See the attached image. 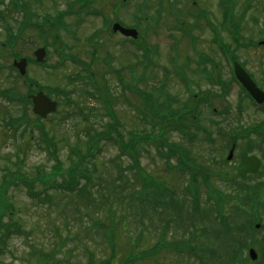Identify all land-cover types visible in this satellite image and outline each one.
<instances>
[{
	"label": "rangeland",
	"instance_id": "obj_1",
	"mask_svg": "<svg viewBox=\"0 0 264 264\" xmlns=\"http://www.w3.org/2000/svg\"><path fill=\"white\" fill-rule=\"evenodd\" d=\"M118 2L93 0L91 6L99 8L106 17L74 16L78 13L72 11L71 17L51 22L46 18H56L58 7L55 10L33 5V10L40 17L30 19L31 26L21 33L22 43L14 47L15 51L23 55L34 56V51L47 41L49 45L43 62L45 65L31 62L27 65L28 79L15 80L14 75L9 74L14 56L7 47L3 48L2 43L7 41L9 32L17 33L23 13L19 11L16 0H0V66H5L3 70L0 67V88L10 86L15 80L19 94L27 96V93H35L37 84L53 92L52 98L60 105L55 113L43 119V126L56 141L65 166L69 165L70 156L76 158L72 152L76 145L82 153L87 152V132L92 123L102 132L113 123L108 105L105 104L106 84L115 96L113 108L119 120L118 130L122 132L125 142L129 141L132 133L143 135L144 131L152 130L151 122L148 121V118H153L152 110L148 103L145 109L144 101L137 93L138 87L146 94L156 93L155 87L162 88L165 95L175 98L173 104L178 110L194 112L198 109L196 117L184 121L191 125L197 123L201 127L198 130L192 126L191 132H197L198 135L193 142L188 140L187 132H182L184 130L179 127L174 126L165 131V137L171 144L182 143L189 150L187 156L191 158L186 157L181 169H191L194 179L189 171L178 175L169 173L165 160L156 154L153 146L139 144L142 146L141 165L145 171L173 186L178 191L174 199L186 206H190L192 201L182 188L192 177L194 189L198 192L195 198L198 208H194V211L190 208L188 212L183 209L181 217L176 213V206H171L167 212L172 218L171 223L165 221V214L161 212H132L128 208L129 202L134 199L131 193L134 191L136 198V189L141 188V183L137 182L135 169L130 168L121 173L117 165L129 166L132 157L122 152L120 143L112 138H103L100 149L91 158L96 162L98 171L83 194L86 201L75 193L57 192L51 186L37 199V194H30L26 184L16 177L20 172H25L28 178L34 179L37 167L41 166L50 171L53 160L48 143L38 127L34 125L32 130V126L27 128L15 121L22 104L9 103L0 98V186L5 178L8 182L6 188L2 189H5L13 212L11 216L6 214L4 220L7 221L5 223H11L12 227L19 225L22 229L14 230L13 234L6 233L5 229L0 230V246L5 247L4 253L0 255V264H55V261L56 264H86L90 257L97 262L104 259L111 250L105 246L96 222L101 219L109 224L112 220L110 208L114 209L113 220L125 222L127 226L126 229L120 228L122 224L118 227L117 244L131 237L140 241L138 249L146 248L147 252L165 241H180L181 245L195 249L194 255L187 249H161L157 256H147L145 263L244 264V258L246 264H264L261 244L255 246L258 256L254 261L247 256L252 238L250 234L256 233L248 225L252 219L242 208L243 200L230 194L219 183L216 184L225 193V197H219L220 205L223 204V220L220 222L215 215V204L209 198L208 189L212 165L208 142L203 139L207 137L216 118L208 99L213 94L216 97L222 95L217 82L229 79L228 73L232 69L231 66L226 70L212 68V59L220 64L218 54L231 49L245 68L261 78L264 71V45L257 43L264 40V0H253L251 4L248 0H177L174 13L169 10L167 1L164 7L169 12L164 9L160 13L157 0H127V4ZM232 4L234 21L240 23H234L237 30L240 28L236 36L230 24L224 25L227 16H230ZM226 6L230 7L228 12L224 11ZM139 7L147 19L135 17L140 15ZM107 17L119 18L129 25L137 23V29L142 33L139 44L125 40L119 33L111 35ZM98 30L100 34L93 39L92 35ZM12 43L10 40L9 45ZM143 47L150 52L146 59ZM33 81L35 83L32 86ZM233 86L230 95H241V89ZM195 94L202 96L198 104ZM98 96L101 98H96ZM214 105L220 111L224 107L223 100ZM28 112L34 116L32 105H29ZM248 114L251 116L246 115L242 119L246 124H255L261 118L252 110ZM34 184L38 190L44 187L37 179ZM146 189L145 196L150 198L152 190L150 187ZM226 216L228 225L224 223ZM143 221L145 224L141 227ZM160 228L166 230L160 232ZM240 246L243 247L236 255L237 263L234 252Z\"/></svg>",
	"mask_w": 264,
	"mask_h": 264
},
{
	"label": "trees",
	"instance_id": "obj_2",
	"mask_svg": "<svg viewBox=\"0 0 264 264\" xmlns=\"http://www.w3.org/2000/svg\"><path fill=\"white\" fill-rule=\"evenodd\" d=\"M145 1L148 2V0ZM165 1L170 4L169 10L171 11V13H174V11L176 10L175 3L177 2V0H157L158 12L160 13L164 9L169 12L168 8L164 7ZM229 19L235 22L232 13H230ZM25 26L31 25L24 24V27ZM238 33L239 29L237 30L235 28L234 35L236 36ZM148 54H150V52L148 49H146L145 56L147 57ZM88 70L90 75L93 76V71L90 68H88ZM201 74L203 75V72H201ZM104 87L107 93L105 104L108 105V113L113 117V123L105 132L99 131L92 123L90 126V131L87 132V135L89 136V142L87 143V152L82 153L79 146L76 145L72 150V152L76 155V158L74 159L72 156H70V163L68 166L64 165V161L59 154V149L56 141H54L53 137L49 135V131L44 128L42 119L37 116L31 118L30 115L26 113L27 110H24V112L17 118V121L22 125L24 124V126H26L27 128L32 126V130L34 129V125L40 129L44 140L48 143L47 145L49 147V154L52 156L53 163L51 165L50 171H46L43 166L37 167L36 176L34 179L28 178L25 172H20L16 178L20 179L21 183L26 184V187L29 188L30 194H37V199L41 198L42 194H44L47 191L48 187L51 186L57 192L73 194L75 193L79 198L86 201L83 194L87 192L89 182H92L94 174L98 171L96 162L91 158L95 156V152L100 149V142L103 138H112L114 141L120 143L122 152L130 154V156L132 157V164H130L129 166L125 167L121 164L117 165L121 173L130 168L135 169L137 182L141 183V188L136 189V193L138 194L136 198L135 193H133L134 191L131 193L134 197L133 200L136 201L134 202L133 200H131L128 204V208L132 210V212L136 213H146L148 211L154 214L157 212H161L162 214H165V221L168 220L171 223L172 218L168 216L169 213L167 215V212L171 206L173 208L176 206V213L181 217L183 216L184 210L185 212H188L190 207L180 203V200H176L174 199V197H172V195L176 194V190L173 188V186L168 185L165 180L156 179L154 176L145 171V169L141 165L140 148L142 146H140L139 144H150L156 150V154L160 158L164 159L165 161H170V159L175 156L179 159L180 164H182L183 161L186 160V157L190 158V156H187L189 150L187 151L182 143L171 144L168 138L165 137V131H167V129L179 127L187 132L188 140L190 142H193L198 137V135L191 132L192 126H196L198 128L201 127L197 123L196 125H191L185 123L184 121H191L194 117L197 116L199 110L197 109L194 112H189L183 109L178 110V108L173 104L175 98L165 95V91L160 87H155L154 90L156 91V93L153 94H146L147 92L140 90L138 87L137 93L142 97L145 104V109L148 103L150 110H152L153 118L151 117V119H149L145 115V119L148 118V121L151 122L152 130L151 132L144 131L143 135H139V133H132L129 141L125 142L122 132L118 130L119 120L113 108V99L115 98V96L114 94H112L110 87H107V84L104 85ZM17 90V87L15 86V84H13L4 89H0V96L9 103H17L21 97H24L23 95L19 94ZM205 95L207 96V94ZM169 97L172 99H170ZM96 98H101V96H98ZM195 98L197 100V104L199 102V99L202 100L201 94H197ZM26 102L30 103V100L27 97ZM156 129L158 130L156 131ZM112 132H114L116 136H113ZM168 170L169 172H172V170L176 172H179V170L183 171L178 166H171V164H169ZM35 179L44 184L42 190H38L35 188ZM5 180L6 179L3 178L2 181H4V183L0 186L1 189L3 187L6 188L5 185L8 181ZM147 187H150L152 190V196L150 198H146L145 196V194L147 193ZM182 189L191 193H197V191L194 189L193 181L189 182ZM1 193L0 230L5 229L6 233L8 234H13V232H15L14 230L22 231L19 225H16V227H12L11 223H5L7 222L4 220L5 215L8 214L9 216H11L13 215V212L10 209V200L8 197H6L5 189H2ZM109 214L112 217V220L109 224L102 221L101 219L97 221L96 224L100 229L99 234L101 235L105 246L109 247L111 252L108 254V256L98 262L93 257H90L86 264H148L145 263V261L148 259L147 256L155 257L159 253H161V249H174L178 251L187 249L193 255L195 254L194 248H187L177 241L170 243L165 241L166 243L162 245L158 244L157 246L153 247V249L150 248L151 250L148 252L146 251V248L138 249V247H140V241H138V239L134 240L131 237L124 241V243L122 242V244H117L116 238L119 236L117 234L118 227L122 224L120 228L126 229L127 226L125 222L121 223L115 222L113 220V216L115 215L113 208L109 209ZM144 222L145 221L142 222L141 227H144ZM163 230L165 231L166 229L163 228ZM4 249V246H0V255L4 253ZM56 263L57 261H55V264Z\"/></svg>",
	"mask_w": 264,
	"mask_h": 264
},
{
	"label": "flooded vegetation",
	"instance_id": "obj_3",
	"mask_svg": "<svg viewBox=\"0 0 264 264\" xmlns=\"http://www.w3.org/2000/svg\"><path fill=\"white\" fill-rule=\"evenodd\" d=\"M16 2L21 13L24 3L32 7L35 5L36 7L54 8L55 10L58 7L56 18H46L48 22H51L55 19L60 21L67 16L71 17V8L78 13L74 16L86 15L88 0H16ZM48 12H45L44 16ZM37 14L39 15V13ZM20 43H22V37L19 33L13 45L17 46ZM13 45L10 44V46ZM7 48L10 52L13 50L9 46ZM232 52L231 49H225L219 53L221 63L216 64V61L212 59V68L219 67L226 70L233 62L231 60ZM242 65L245 68V65ZM245 69L264 92V71L261 78H258L256 74L247 68ZM228 75L229 79L217 82V88L222 95L216 97L213 94L208 99L213 105L222 100L224 103V107L220 111L215 105L212 107L216 118H214L212 128L207 132L209 161L212 165L209 175V191L214 204H216L217 198H221V195L224 196L225 194L216 183L227 188L230 194H234L243 200L242 208L252 219L248 225L256 233V235L250 234L252 238H250L247 251V256L254 261L252 253L258 256L255 246L261 244L260 248L264 249V101L255 100L245 88L231 78V72ZM233 85L238 90L241 89V95H230ZM251 110L261 115V118L255 124H246L242 119L246 115L250 117L251 115L248 113ZM242 194L243 196H241ZM224 223L228 225L227 216L224 218ZM242 247H238L237 251L234 252L236 261L238 260L236 255ZM242 260L246 264L245 259ZM232 263L234 264V262Z\"/></svg>",
	"mask_w": 264,
	"mask_h": 264
},
{
	"label": "water",
	"instance_id": "obj_4",
	"mask_svg": "<svg viewBox=\"0 0 264 264\" xmlns=\"http://www.w3.org/2000/svg\"><path fill=\"white\" fill-rule=\"evenodd\" d=\"M114 31H120L126 36L137 38L138 31L133 28H126L119 23H115L113 26ZM35 55L38 61H43L46 55L45 48H39L35 51ZM15 66L19 68L20 73L24 75L26 73L27 60L26 58L20 61H15ZM235 73L240 82L248 89L252 96L259 102L264 101V92L260 90L250 75L241 67L240 64L235 62ZM33 111L37 115L45 118L48 114L55 112L57 109V102L53 101L43 91H40L36 95L32 96ZM252 257L256 258V255L252 253Z\"/></svg>",
	"mask_w": 264,
	"mask_h": 264
}]
</instances>
